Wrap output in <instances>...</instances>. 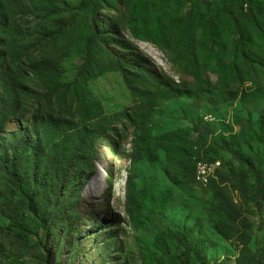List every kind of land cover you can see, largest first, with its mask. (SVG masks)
<instances>
[{"label":"rangeland","instance_id":"374dc122","mask_svg":"<svg viewBox=\"0 0 264 264\" xmlns=\"http://www.w3.org/2000/svg\"><path fill=\"white\" fill-rule=\"evenodd\" d=\"M87 1L0 0L9 12L1 33L20 39L1 56L0 73L15 64L25 77L0 100L16 111L0 131V168L30 142L37 153L18 171L29 195L39 184L31 213L0 174V264H181L172 232L192 246L189 264H264V217L247 164L264 178V14L252 17L253 0H92L106 43L90 46L94 75L83 81L94 31ZM145 1L155 18L148 26L173 36L168 50L128 31L130 9ZM43 65L55 73L52 95ZM145 108L154 109L150 136L172 137L154 163L133 165ZM197 124L212 133L198 139ZM130 175L138 221L127 211Z\"/></svg>","mask_w":264,"mask_h":264},{"label":"trees","instance_id":"16d2710c","mask_svg":"<svg viewBox=\"0 0 264 264\" xmlns=\"http://www.w3.org/2000/svg\"><path fill=\"white\" fill-rule=\"evenodd\" d=\"M253 1L254 6L250 7L249 9L252 14V17H261L264 14V0ZM91 2L92 0H88L87 3L83 5L84 9L89 8L90 12L92 13V23L94 26V31L92 33L91 39L88 42V53L86 56L85 63L77 76V79H82L83 81H87L94 75V70L92 68V54L89 51L90 46L95 41L102 44L106 43V40L103 38L102 33H100V9ZM151 6V4L145 1L139 4L138 6H133V8L130 9L129 14L127 16L128 31L131 34V37L137 41L148 43L151 42L162 50H168L171 47L173 36L167 35L165 30L163 29L154 30L150 26H148L151 21L155 20V18H151L153 16L151 12L149 13V11L152 9ZM6 13L9 12L4 11L0 8V30H2L8 24V16ZM46 13L47 15H42V19H48L50 17V12L47 11ZM140 22L144 25V30L142 32L139 31L137 28L138 23ZM19 40L20 39L14 38L13 41L8 43L4 35L0 31V58L4 55L8 59L10 54L8 51L10 44H12V42L14 43L15 41L18 42ZM21 69L22 66L15 64H10L8 65L7 69H2L3 74L0 73V81L2 86L0 87V89L2 90V93L0 94V100H11L13 98L12 94L15 92V90H17V87L22 89L25 77ZM38 73L40 74V80L42 84L48 90V93L52 95L54 93V70L51 67L43 65L39 67ZM8 111L9 110L4 111L0 109V131H3L5 125L15 117L16 111L12 114ZM153 112V108H145L143 112L142 118L144 119V121L139 126V131L141 135L136 140L133 148V153L131 154V163L133 165L140 163L142 160H147L150 163H154L157 160V151L165 150L166 148L165 146H162L161 142H164L166 139L172 137L170 134L164 135L157 139H154L150 136V131L147 128V125L151 119V115L153 114ZM192 130L200 136L198 137V139H201L202 136H208L212 133L208 124L194 125ZM91 148V145H83L81 150L83 151V153H90ZM30 150H32L35 154L37 153V147L32 146L30 142H27L25 144L20 143L16 145L11 152L10 162L4 164L0 168V174L5 178L6 190L13 196L20 197L24 202H26L28 211L33 213L35 209L34 195L38 192L39 184L35 182L33 192L31 195H29L27 192H25L24 181L18 171V163L25 157V155ZM225 150L228 151V149ZM75 156L76 161L79 162V154ZM76 161L74 160V162H72L71 164L74 165ZM247 164L251 168H253V177L256 183V187L253 193V196L255 198V208L258 215L264 217V178L261 175V170L258 167H254L251 161H247ZM126 189L127 211L133 221H138L142 218V207L140 203V192H138L136 189L134 175H130L128 177ZM79 196L80 193H78L77 198H79ZM73 199L75 201L76 197H74ZM171 238L182 250V258L180 259L181 264H189L188 257L193 250L192 246L186 241V239L182 235L177 232H172ZM159 241V244L163 248L162 250L164 251L165 245L163 246L161 240H159L158 237V242Z\"/></svg>","mask_w":264,"mask_h":264},{"label":"bare ground","instance_id":"6f19581e","mask_svg":"<svg viewBox=\"0 0 264 264\" xmlns=\"http://www.w3.org/2000/svg\"><path fill=\"white\" fill-rule=\"evenodd\" d=\"M206 170H207V167L206 165H198V168H197V180L198 181H202L203 177L206 176Z\"/></svg>","mask_w":264,"mask_h":264},{"label":"built area","instance_id":"2783aa9c","mask_svg":"<svg viewBox=\"0 0 264 264\" xmlns=\"http://www.w3.org/2000/svg\"><path fill=\"white\" fill-rule=\"evenodd\" d=\"M207 167V166H206Z\"/></svg>","mask_w":264,"mask_h":264}]
</instances>
